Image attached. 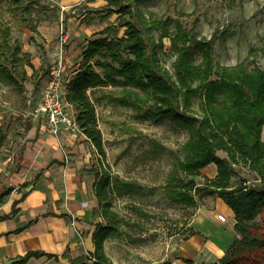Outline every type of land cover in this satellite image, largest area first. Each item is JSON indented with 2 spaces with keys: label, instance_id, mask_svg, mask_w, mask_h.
I'll use <instances>...</instances> for the list:
<instances>
[{
  "label": "rangeland",
  "instance_id": "obj_1",
  "mask_svg": "<svg viewBox=\"0 0 264 264\" xmlns=\"http://www.w3.org/2000/svg\"><path fill=\"white\" fill-rule=\"evenodd\" d=\"M108 7L105 0H0V60L19 82L10 84L0 77V159H17L27 126L33 122L29 109L40 102L48 72L62 51L67 81L83 67L90 42L124 37V24L131 20L130 16L114 13L101 21ZM141 8L147 18L167 22L171 36L180 24L198 40L212 42V56L218 64L231 67L244 62L249 70H264V0H148ZM132 20L142 29L136 17ZM62 26L68 34L63 48ZM6 31L9 36L4 38ZM163 33L161 27L153 29L156 40ZM143 37L151 47L149 33L143 30ZM190 52L193 63L199 64L203 56L196 43L190 42ZM14 54L19 61H13ZM159 58L174 75L177 53L170 37L163 39ZM103 60L101 54L92 60L98 73L103 72L98 66ZM108 60L117 66L111 57ZM124 89L108 84L91 95L105 156L99 155L89 140L86 142L91 146H84L91 154L86 170L95 182L96 173L102 174L104 169L137 185L114 197L113 211L118 214L120 225L105 241L104 250L111 264H170L179 259L182 242L190 234L186 225L194 216L195 207L219 197L216 193L195 195L197 204L193 207L172 200L167 185L177 158L183 157L189 132L170 117L137 119L134 107L119 102ZM141 95L145 97L144 92ZM66 106L75 115L74 107L67 102ZM192 109L201 112L199 96L192 98ZM263 133L264 128L262 140ZM235 169L234 186L264 185V179L248 167L239 165ZM201 170L199 176L189 178L203 187L206 179ZM179 177L189 179L183 173ZM101 225H109L108 220L102 218Z\"/></svg>",
  "mask_w": 264,
  "mask_h": 264
},
{
  "label": "trees",
  "instance_id": "obj_2",
  "mask_svg": "<svg viewBox=\"0 0 264 264\" xmlns=\"http://www.w3.org/2000/svg\"><path fill=\"white\" fill-rule=\"evenodd\" d=\"M105 1L109 5L108 13L101 21L114 13L128 15L131 20L125 22V35L120 40L103 38L90 42L83 67L65 83V100L74 107L80 131L99 155L105 156L103 135L91 95L108 84L125 87L119 102L134 107L137 119L170 117L186 128L189 138L183 146V157L177 158L170 174L169 196L176 203L193 207L197 204L195 195L216 193L234 211L238 235L219 264H264V185L244 183L234 186L232 181L236 175L235 167L239 165L248 167L264 179V70H249L244 62L231 67L218 64L212 56V42L198 40L180 24L171 36L167 22L145 16L141 5L148 0ZM133 17L142 29L133 22ZM159 27L164 33L156 40L153 29ZM143 30L150 35L151 47L143 37ZM8 36L6 31L2 37ZM165 37H170L172 49L177 53L174 75L159 58ZM190 42L196 43L202 53L199 64L192 61ZM17 51L18 48L15 53ZM99 54L104 59L98 63L102 73H98L92 64ZM110 57L117 66L108 60ZM19 60L14 54L13 61ZM0 77L19 85L16 76L1 60ZM194 96L200 98L199 113L192 109ZM218 151L226 152L228 158L218 157ZM212 163L216 164L218 174L213 180L206 179L203 187L189 178L199 176L200 170ZM102 172L96 173L94 184L100 209H96L95 215L108 220L109 225H101L94 235L95 252L91 255L94 262L79 258L72 264H111L104 243L120 225L119 216L113 211L114 197L137 187L134 182L113 176L104 169ZM180 173L189 179H180ZM7 193L0 196V200ZM42 255L28 253L19 263Z\"/></svg>",
  "mask_w": 264,
  "mask_h": 264
},
{
  "label": "crops",
  "instance_id": "obj_3",
  "mask_svg": "<svg viewBox=\"0 0 264 264\" xmlns=\"http://www.w3.org/2000/svg\"><path fill=\"white\" fill-rule=\"evenodd\" d=\"M30 124L17 159H0V196L8 191L0 200V264H20L34 252L44 255L23 264H72L95 252L94 235L102 223L95 215V180L86 170L91 154L84 146L91 144L82 132L51 134L46 117ZM217 156L228 158L224 151ZM201 174L213 180L217 166L212 163ZM235 224L234 211L221 198L199 203L178 258L186 264H219L238 238Z\"/></svg>",
  "mask_w": 264,
  "mask_h": 264
},
{
  "label": "built area",
  "instance_id": "obj_4",
  "mask_svg": "<svg viewBox=\"0 0 264 264\" xmlns=\"http://www.w3.org/2000/svg\"><path fill=\"white\" fill-rule=\"evenodd\" d=\"M60 46L63 48L68 41V34L64 26L61 27ZM67 67L63 58V51L57 59L56 64L50 68L49 79L41 91L40 102L37 106L29 109L28 116L32 119L46 117L48 131L53 135H60L65 132L78 133L80 131L75 115L68 112L65 100L66 75ZM29 105H32L29 100ZM25 143V140H22ZM221 221H225V216L219 215ZM90 263L94 262V258L89 256ZM170 264H186L177 259Z\"/></svg>",
  "mask_w": 264,
  "mask_h": 264
},
{
  "label": "water",
  "instance_id": "obj_5",
  "mask_svg": "<svg viewBox=\"0 0 264 264\" xmlns=\"http://www.w3.org/2000/svg\"><path fill=\"white\" fill-rule=\"evenodd\" d=\"M31 124H28V129H30ZM9 183V180L6 181V184ZM16 260H6L5 264H15Z\"/></svg>",
  "mask_w": 264,
  "mask_h": 264
}]
</instances>
